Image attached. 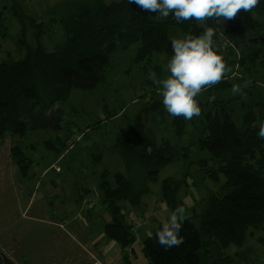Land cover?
I'll return each instance as SVG.
<instances>
[{"label": "trees", "instance_id": "1", "mask_svg": "<svg viewBox=\"0 0 264 264\" xmlns=\"http://www.w3.org/2000/svg\"><path fill=\"white\" fill-rule=\"evenodd\" d=\"M13 11L19 16L21 26L17 44L19 55H9L0 62V141L11 140L10 155L19 168L21 183L33 178L36 166L40 165L30 155L36 149L35 144L41 147L42 156L44 151H51L57 158L68 151L73 143L71 137L78 139L80 133H75L76 139L72 130L78 127L72 123L68 126V121L62 122V109L56 104H66L72 89L92 90L103 83L111 52L139 43L134 60H149L155 53H165L169 60L173 38L168 35L169 26L180 27L181 36L199 35L203 30L194 19L177 23L171 14L168 18L155 19L128 0H66L48 9L53 14V22L58 20L60 23L63 38L53 50L47 51L41 40L45 23L36 22L23 13L21 7L13 6ZM262 14L264 0H260L252 12L241 11L232 20L222 23L214 19L208 21V26L216 29L214 47L228 68L233 70L235 62L245 60L246 56L230 59L228 53L232 51L216 46L219 38L231 35L242 39L256 29L264 34V28L260 27ZM29 30L31 36L28 37ZM258 52L247 55L255 59ZM230 76V72H226L219 84L204 91L226 88L230 85ZM159 95V91L155 92L147 103L152 111L162 113L164 105ZM212 106L205 112L201 109L203 114L197 128L196 147L205 150L207 156L197 162L205 176L218 186L207 191L200 211L193 209L183 222L179 234L184 243L179 247L165 249L158 243L156 231L162 224L143 239L144 264H237L244 252L241 247L247 233H264V139L258 137V121L264 119V106L258 104V112L246 110L241 125L234 123L228 101H215ZM171 124L178 135L184 134L187 124L183 117L172 118ZM41 128L47 132L62 129V132L35 143L23 142L28 139V131ZM149 134L132 126L119 133L117 140L120 146L124 145L121 154L129 176L123 172L110 173L106 169L99 175L98 187L112 215V221L104 226L105 232L118 241L123 250L127 247L133 250L135 236L131 225L121 217L119 203L139 204L142 193L148 191V182L156 179L160 168L188 155L187 149L181 151L165 139L158 146L154 144L155 139L149 144L152 140ZM149 147L151 154L147 151ZM98 158L95 156V161ZM208 162L213 166H207ZM183 182L184 179L173 177L162 182V197L173 210L182 202L177 201L176 193ZM259 240L264 241V237ZM231 245L239 249L235 258L224 253ZM123 262L135 264L125 251ZM0 264L15 263L1 251Z\"/></svg>", "mask_w": 264, "mask_h": 264}, {"label": "rangeland", "instance_id": "2", "mask_svg": "<svg viewBox=\"0 0 264 264\" xmlns=\"http://www.w3.org/2000/svg\"><path fill=\"white\" fill-rule=\"evenodd\" d=\"M64 1L66 0H0V62L9 55L12 57L19 55L17 44L21 26L13 6L21 7L23 13L33 17L36 22L45 23L42 25L44 36L41 40L45 43V49L51 51L63 38V31L58 20L53 22V14H50L48 9ZM150 14L155 19H163L158 13ZM260 21V27L264 28V14L260 15ZM31 31H28V37L31 36ZM168 35L179 37L183 32L180 27L171 25L168 28ZM219 39L216 46L223 48L224 51H232L228 53L230 59L244 56L246 59L241 62L236 61L233 70L229 67L231 69L229 86L223 89L203 90L196 99L203 112L213 107L215 101H228L234 123L241 125L246 110L253 109L258 112L257 105L264 106V51L260 53V50L264 49V34L256 29L246 33L242 39H236L231 35L221 36ZM138 46L139 43H133L123 50L111 52L107 76L103 83L92 90L72 89L66 104L62 102L56 104L62 109V122L68 121V126L72 123L78 127L77 130L72 128L76 139L75 133L80 135L77 140L71 137L73 143L64 158L60 159L53 168L32 180L26 179L24 183L33 186L38 181L42 188L50 186V189H54L50 181H55L57 187H62V191L57 188L56 194L60 195L65 205L72 203L77 192L81 193L83 188H87L90 194L86 195L84 200L91 201L87 207L100 213L104 222H110L112 217L102 204L103 194L98 187V181L103 169L110 173L123 172L129 176L121 154L124 145L120 146V141L117 140L119 133L130 130L132 126L144 134L150 132L152 140H149V144L155 139L154 144L158 146L161 140L165 139L171 146L181 151L187 149V157L180 156L178 160H173L160 168L156 179L148 182V191L142 193L139 204L131 205L127 201L119 203L121 217L125 223L131 225L130 229L135 236L132 243L133 253H131L133 262L144 264L146 257L142 252L143 239L152 234L154 228L162 224L173 211L162 197L163 180L167 177L184 179L176 193V199L182 201L177 207L184 204L187 216L193 209L200 211L202 198L208 190L216 188L218 183L206 177L197 162L207 156L205 150H198L196 147L197 128L203 113L194 116L192 120H185L187 126L184 134L180 136L171 126V119L174 117L170 116L165 108L162 113L151 110L150 104L147 103L149 96L159 90L149 78V73L154 71L158 78H166L168 60L165 53H155L149 60L136 61L134 57ZM256 51H259L258 57L252 59L249 55ZM234 83L241 85L246 94L245 98L232 94L231 88ZM159 97L163 99L161 95ZM61 132L62 129H49L47 132L42 128L28 131L26 135L28 139L23 142L35 143L39 139L54 137ZM35 146L36 149L30 153L31 157L35 163L38 162L42 167H46L54 160L52 152L44 151L42 156L41 147L36 144ZM95 156H99L98 161H95ZM207 166L211 167L213 163L208 162ZM70 191L71 198H64V193L68 195ZM51 202L54 203L53 200ZM52 212L56 214L54 209ZM92 218L98 219V216L93 215ZM260 237H264L262 231L247 233L241 247L244 252L237 260V264H264V241H260ZM237 251H239L238 246L231 245L224 250V253L235 258Z\"/></svg>", "mask_w": 264, "mask_h": 264}, {"label": "crops", "instance_id": "3", "mask_svg": "<svg viewBox=\"0 0 264 264\" xmlns=\"http://www.w3.org/2000/svg\"><path fill=\"white\" fill-rule=\"evenodd\" d=\"M10 146V139L0 141V252H5L15 264H124L123 251L132 257L133 250H123L118 241L106 234L104 226L109 222L87 207L91 201L85 202L84 198L90 194L89 189L83 188L74 195L72 203L65 205L56 194L57 188L62 191V187H57L55 181H50L54 189L42 188L38 181L33 186L21 183ZM65 154L58 155L46 167L36 166L33 178L46 174ZM65 193L64 198H71V191ZM102 204L108 211L103 199ZM93 215L98 219H93Z\"/></svg>", "mask_w": 264, "mask_h": 264}, {"label": "clouds", "instance_id": "4", "mask_svg": "<svg viewBox=\"0 0 264 264\" xmlns=\"http://www.w3.org/2000/svg\"><path fill=\"white\" fill-rule=\"evenodd\" d=\"M128 3L136 4L145 12L158 13L163 18L171 14L177 23L194 19L203 29L199 35L187 34L171 39L172 55L166 64V78H158L154 71L149 73L170 116L185 120L199 116L198 95L219 84L226 72L231 71L214 47L216 29L208 26V21L214 19L222 23L236 18L241 11L252 12L260 0H128ZM231 92L246 97L240 84L234 83ZM258 127V137L264 139V119L258 121ZM147 151L151 154L150 147ZM186 219L188 216L184 206L171 211L162 226L157 228L158 243L165 249L183 244L184 238L179 233Z\"/></svg>", "mask_w": 264, "mask_h": 264}]
</instances>
